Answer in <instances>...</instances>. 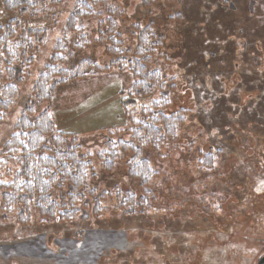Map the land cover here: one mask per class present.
I'll return each mask as SVG.
<instances>
[{
    "label": "rangeland",
    "instance_id": "rangeland-1",
    "mask_svg": "<svg viewBox=\"0 0 264 264\" xmlns=\"http://www.w3.org/2000/svg\"><path fill=\"white\" fill-rule=\"evenodd\" d=\"M77 1L69 0L64 9L58 10V16L53 17V13L28 19L20 18L17 13H8L0 0V26L19 19L26 30L50 32L48 41L37 54L28 81L20 87L18 103L4 117L0 128V152L14 132L15 124L24 111L39 75L55 53L57 41L61 38ZM126 2L128 6L124 21L128 25L137 20L142 23L153 22L157 35L162 37L163 42L157 53L159 56H155L154 63L164 76L174 77L167 81L166 91L171 93L175 103L181 105L191 102L190 121L195 116L193 114L196 108H200L198 111L200 110L203 126L188 128L189 131L194 130L195 134L200 132L197 134L199 138L196 140L194 153L201 148L200 143L212 144L217 150H223L224 154L216 164L219 173H214L215 176L210 179L200 178L209 173L201 174L198 178L196 174L199 171L195 163L191 162L190 169L187 168L191 159L189 156L183 158L186 165L178 163L176 157L162 160L153 156L152 166L159 172L162 181L159 182L156 200L147 213L141 217L128 218L117 213V208L115 210L109 207L99 221L93 220L91 225L85 226L86 230H106L114 233V236L117 233L118 240L109 236L106 240L104 237L89 238L86 231L80 230V225L77 224L42 223L34 213L31 223L27 225H21L13 218L0 220V241L8 242L13 237L21 239L44 234L49 237L50 245H55V239L58 238L65 242L71 241L69 244H76L78 250L86 248L85 250L97 252L96 248L103 250L109 247L105 251L107 257H103L98 264H249L252 256L247 249L253 247L247 244L244 237H251L247 232L252 231L254 225L257 232L260 222L264 221V137L257 136L251 128H247V124L245 128H241L237 122L243 125L247 120H255L243 109L247 108V102L254 97L251 90H261L263 87L253 85L261 76L258 69L252 66L249 78L248 73L242 69L247 67L244 63L247 62V53L242 56V60L238 55L244 53L245 49L247 52L248 39L264 40V15L251 14L256 23L250 20L253 22L247 21L246 26L241 17L244 15L243 4H246V0H234L236 13L229 14L222 11L220 0H164L148 10L138 9L137 0ZM257 8V13L264 14L261 3H258ZM233 23L238 24L234 25L237 34L229 29V25L232 24L233 27ZM87 26L88 33L97 39L99 32L96 22L91 21ZM238 27L242 29V36L245 38L238 36ZM249 31L257 34L253 32L247 38ZM123 33L126 44L135 46L136 41L129 37L128 27L124 28ZM253 50L255 51L254 46L249 45V51L253 53ZM88 52L90 56L84 53L79 54V57L92 55L97 57L98 63H102L106 57V45L89 48ZM237 69L240 70L236 71ZM116 73L117 71L103 76L99 74L97 78L87 82L68 85L60 89L53 101L51 113L56 129L81 136L86 151H101L107 139L130 140L127 132L118 135L103 132L112 127H122L126 123L118 95L125 82L116 77ZM240 75L243 76L242 81ZM218 101L225 102L236 113H224L225 104L221 105ZM47 108L48 103L40 105L37 115ZM238 116L239 120L236 119ZM229 124L233 127H226L225 131L222 127ZM260 132L263 136L264 133ZM241 137L244 142L239 143ZM182 146L184 145L172 143L162 147L160 153H179L177 149ZM245 154L251 157L252 163L247 161ZM124 159H120L113 172L104 171L96 160L94 166L97 168L98 178L93 181L99 184V189H111L116 183L134 187L125 176L127 171ZM250 168L255 169L256 177L247 184V170ZM230 172L233 177H229ZM193 173L198 180L191 179ZM234 180L241 186L242 193H236L239 204L232 207L229 205L232 188H237L233 185ZM228 181L232 184H227ZM244 187L246 196L247 192L249 195L248 198L244 196L246 204L242 209ZM191 188H194L195 195L202 194L205 198V203L200 208L195 199H188ZM212 188H215V193L213 199H209L211 193H208V189ZM192 192L191 190L190 193ZM221 197L225 199L224 202L220 200ZM110 202L114 201L106 202V207ZM215 206L218 207L216 215ZM235 219L239 221L238 224ZM81 232L83 233L80 234ZM59 244L64 246L62 242Z\"/></svg>",
    "mask_w": 264,
    "mask_h": 264
},
{
    "label": "trees",
    "instance_id": "trees-1",
    "mask_svg": "<svg viewBox=\"0 0 264 264\" xmlns=\"http://www.w3.org/2000/svg\"><path fill=\"white\" fill-rule=\"evenodd\" d=\"M1 1L8 13H17L20 18L37 19L53 13V17L58 16V10L64 9L69 0ZM162 1L164 0H137L136 6L140 10H148ZM246 1L243 4L244 15L241 17L247 26V21L255 22L251 14L264 15L256 12L258 3H261L262 9L264 1ZM132 3L135 4L134 1ZM220 4L225 14L236 13L234 0H220ZM127 6L126 0L77 1L61 38L57 41L55 53L39 75L24 111L15 124L14 132L0 152V220L13 218L21 225H27L36 213L42 223L77 224L85 232V226L91 225L93 220L99 221L109 207L115 210L117 208V213L124 217H141L152 207L160 188L159 182L162 181L159 172L152 166L153 156L162 160L176 157L178 163L183 165H186L183 161L189 156L191 159L187 168L191 162L195 163L199 171L196 174L198 178L201 174L209 173L200 178L210 179L215 176L214 173H219L216 164L224 154L223 150H217L212 144L200 143L201 148L194 153L196 140L199 138L197 134L200 132L195 134L194 130L189 131L188 128L203 126L200 110L198 111L200 108L194 109L195 116L190 121L191 102L181 105L175 103L171 93L166 91L167 81L174 77L164 76L154 63L155 56H159L157 53L163 42L162 37L157 35L153 22L142 23L137 20L128 25L124 21ZM91 21L96 22L99 32L97 39L88 33L87 24ZM234 25L238 24L233 23V27L232 24L229 25L231 28L227 27L237 34ZM126 27L129 37L136 41L135 46L125 42L123 30ZM253 32L255 31L247 32V38ZM49 33L47 30H26L19 19L0 26V128L4 117L18 103L20 87L28 81L37 54L48 41ZM242 33L240 29L238 36L244 37ZM262 41L248 39L247 52L245 49L244 53L238 55L241 59L247 53V62H244L247 67L242 69L248 73V78L252 66L258 69L261 76L253 85H262L263 89H252L254 97L247 102V108L243 109L255 120H247L243 125L237 124L241 128H245L247 124V128H251L257 136L264 137L260 132L264 133V40ZM102 45H106V57L102 63H98L97 57H88V49ZM249 45L254 46L253 53L249 51ZM84 53L88 56L79 57V54ZM112 71H117L115 76L125 82L118 95L126 123L122 127H112L103 132L110 135L127 132L130 140L107 139L101 151H86L81 136L56 129L51 113L52 104L60 89L73 83L87 82L97 78L99 74L103 76ZM239 78L243 80V76ZM218 102L225 104L223 101ZM44 103H48V108L37 115L39 106ZM226 105L224 113H236ZM236 119L239 120V116ZM192 120L196 122L193 123ZM230 125L222 128L226 131L233 127ZM221 135L223 138L222 133ZM242 142L243 137L239 139V143ZM262 142L264 144V138ZM172 143L184 146L177 149L179 153H160L162 147ZM122 158H125V176L134 187L116 183L111 189L100 190L99 184L93 181L98 178L97 168L94 166L96 160L104 171L113 172ZM247 161L252 163L251 157L247 156ZM230 176L233 177L231 172ZM254 177L255 169L247 170V184ZM192 178L198 180L194 173ZM234 184L237 188L233 186L229 201L232 207L239 204L236 193H242L241 186L235 180ZM191 190L188 199H195L200 208L204 205L205 198L202 194L195 195L194 188ZM208 193H211L209 199H213L215 188L208 189ZM248 193L246 196L244 187L241 197L248 198ZM220 200L225 201L223 197ZM109 201L114 202L106 207L105 203ZM241 204L244 209L246 199ZM217 211L218 207L215 206L214 215ZM235 222L239 223L236 219Z\"/></svg>",
    "mask_w": 264,
    "mask_h": 264
},
{
    "label": "crops",
    "instance_id": "crops-1",
    "mask_svg": "<svg viewBox=\"0 0 264 264\" xmlns=\"http://www.w3.org/2000/svg\"><path fill=\"white\" fill-rule=\"evenodd\" d=\"M86 233L89 238L104 237L106 240L109 236L118 240L117 233L114 236V233L106 230L88 229ZM11 240L0 241V264H98L103 257H107L105 251L109 248H96L97 252L85 250L86 248L78 250L76 244L70 245L71 241L65 242L58 238L55 239V245H50L49 237L44 234L21 239L13 237Z\"/></svg>",
    "mask_w": 264,
    "mask_h": 264
},
{
    "label": "flooded vegetation",
    "instance_id": "flooded-vegetation-1",
    "mask_svg": "<svg viewBox=\"0 0 264 264\" xmlns=\"http://www.w3.org/2000/svg\"><path fill=\"white\" fill-rule=\"evenodd\" d=\"M260 228L256 232V226L254 225L252 228L253 230L250 232H247L249 235L244 237L247 240V244L252 249H247L251 253V261L249 264H264V221L260 222Z\"/></svg>",
    "mask_w": 264,
    "mask_h": 264
}]
</instances>
